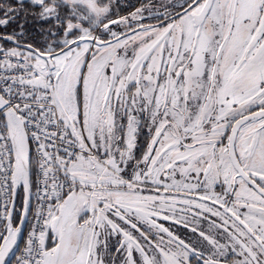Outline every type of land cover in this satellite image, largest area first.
Here are the masks:
<instances>
[{
    "label": "snow or ice",
    "instance_id": "snow-or-ice-1",
    "mask_svg": "<svg viewBox=\"0 0 264 264\" xmlns=\"http://www.w3.org/2000/svg\"><path fill=\"white\" fill-rule=\"evenodd\" d=\"M0 264H264V0H0Z\"/></svg>",
    "mask_w": 264,
    "mask_h": 264
}]
</instances>
